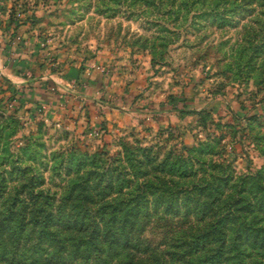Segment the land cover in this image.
<instances>
[{
  "label": "rangeland",
  "instance_id": "obj_1",
  "mask_svg": "<svg viewBox=\"0 0 264 264\" xmlns=\"http://www.w3.org/2000/svg\"><path fill=\"white\" fill-rule=\"evenodd\" d=\"M2 31L0 214L10 213L12 198L27 197L24 183L57 201L72 191L78 202L72 186L100 181L104 167L116 175L125 150L150 147L153 157L173 161L205 148V164L192 167L200 181H215L216 214L237 199L247 203L231 214L222 251L189 256L186 246L167 244L203 228L198 217H184L173 229L163 228L169 220L150 225V254L123 249L132 262L119 264H264V210L250 206L263 196L250 178L261 169L264 187V0H0ZM20 47L42 70L59 63L67 89L37 98L8 76L16 59L6 58ZM33 64L19 74L34 73ZM101 188L89 184L86 193L98 201Z\"/></svg>",
  "mask_w": 264,
  "mask_h": 264
},
{
  "label": "trees",
  "instance_id": "obj_2",
  "mask_svg": "<svg viewBox=\"0 0 264 264\" xmlns=\"http://www.w3.org/2000/svg\"><path fill=\"white\" fill-rule=\"evenodd\" d=\"M259 46L256 45V50L260 48ZM188 150L191 153L190 157L183 160L177 157L173 161L170 157L162 160L153 157L154 149L150 147L125 150L124 155L119 156V171L116 175V169L104 167L105 174L100 181L93 182L88 178L85 182L72 186V190L79 194L78 202L75 196L71 195L72 191L57 201L48 192L45 193L44 189L36 191V188L24 183L27 197L21 200H17L18 197L12 198L6 205L9 206V210L12 209L10 213L0 214V262L131 263L130 259L124 258L123 249L134 250L138 254H150L154 245L152 239L144 235L150 225L169 220L163 228L173 229L172 222L179 224L176 219L192 216L204 222L200 232L191 235L189 239L177 235L169 236L164 241L167 244L170 241L178 244L177 247L186 246L190 251L187 253L189 256H199L204 249L211 250V253H215L212 257L208 256L213 258L227 243L226 228L233 223L229 221L232 219L231 214L238 213L247 203H244L242 198L241 201L237 199V202L225 209V213L217 215L215 206L219 200L215 196L218 188L215 181L213 179L200 181L196 178L201 173L200 170L192 167L201 162V165L205 164L206 159L200 157L208 152L205 148L199 147ZM212 166H217V163H213ZM210 170L214 178L215 171L213 172L211 166ZM156 171L162 173L163 177L155 176ZM166 174L179 176L187 180L189 185L178 187L173 179L165 178ZM262 175L261 169L250 177L254 183L262 187L263 196L258 198L255 204L250 203V206L254 205L260 211L264 210V187L258 180ZM230 177L229 173L223 180L226 185L229 184ZM171 182L174 185L170 184ZM89 184L103 187L101 189L106 193L105 197L94 201L86 193ZM111 191L119 193V197L110 199ZM66 204L71 208L75 207L76 212L65 210ZM28 206L33 207L30 213H27ZM192 263L195 264L188 258L183 262Z\"/></svg>",
  "mask_w": 264,
  "mask_h": 264
},
{
  "label": "crops",
  "instance_id": "obj_3",
  "mask_svg": "<svg viewBox=\"0 0 264 264\" xmlns=\"http://www.w3.org/2000/svg\"><path fill=\"white\" fill-rule=\"evenodd\" d=\"M7 35L8 34L3 31L0 33V45H1L0 51L3 50V47L7 46V45H4V41H7L8 39ZM15 49H13V51L10 52L11 55L8 58H6L10 62L16 59V64L13 67L14 70L11 71V73L9 72L8 76H11V78H13L14 81L17 82L19 85L24 84L25 91H28V89H30V91L35 92L34 94L37 98H41V96L48 98L54 94L51 92V89H55V88L59 89L61 87H63L64 89H67L66 87L67 78L62 76L64 73L62 74L57 70V66L59 65V63L53 64L54 68H56L54 70H51V69L42 70L40 67H37V65H35L38 62V60H36L35 58L36 56L31 55V54L27 55L26 51L30 53L31 50H25L24 48H21V47L17 48L16 51ZM16 52H20L21 54H18ZM22 56H26L28 60L26 59L24 61ZM5 57H6V54L0 55V61H3ZM28 64L29 65L33 64V66L35 67L34 73L22 72L23 74H19L20 73L18 72L19 70H22V71L25 69L28 71L30 70ZM66 66L67 68L69 67L68 65ZM24 75H28V77H25ZM57 95H60V94H57Z\"/></svg>",
  "mask_w": 264,
  "mask_h": 264
}]
</instances>
